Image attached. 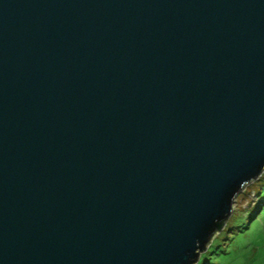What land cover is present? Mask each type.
Instances as JSON below:
<instances>
[{"label": "water", "instance_id": "water-1", "mask_svg": "<svg viewBox=\"0 0 264 264\" xmlns=\"http://www.w3.org/2000/svg\"><path fill=\"white\" fill-rule=\"evenodd\" d=\"M264 174V0H0V264H196Z\"/></svg>", "mask_w": 264, "mask_h": 264}, {"label": "rangeland", "instance_id": "rangeland-1", "mask_svg": "<svg viewBox=\"0 0 264 264\" xmlns=\"http://www.w3.org/2000/svg\"><path fill=\"white\" fill-rule=\"evenodd\" d=\"M224 226L196 264H264V174L237 196Z\"/></svg>", "mask_w": 264, "mask_h": 264}, {"label": "trees", "instance_id": "trees-1", "mask_svg": "<svg viewBox=\"0 0 264 264\" xmlns=\"http://www.w3.org/2000/svg\"><path fill=\"white\" fill-rule=\"evenodd\" d=\"M224 227H225V226H224ZM224 227H223V228H224ZM219 232H220V231H219Z\"/></svg>", "mask_w": 264, "mask_h": 264}]
</instances>
